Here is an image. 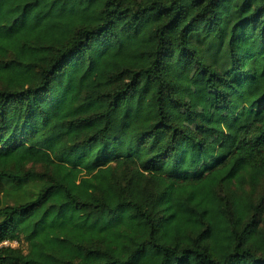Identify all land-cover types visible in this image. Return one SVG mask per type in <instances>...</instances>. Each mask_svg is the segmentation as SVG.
<instances>
[{"label":"trees","instance_id":"trees-1","mask_svg":"<svg viewBox=\"0 0 264 264\" xmlns=\"http://www.w3.org/2000/svg\"><path fill=\"white\" fill-rule=\"evenodd\" d=\"M4 240L0 264H264V0H0Z\"/></svg>","mask_w":264,"mask_h":264},{"label":"rangeland","instance_id":"rangeland-1","mask_svg":"<svg viewBox=\"0 0 264 264\" xmlns=\"http://www.w3.org/2000/svg\"><path fill=\"white\" fill-rule=\"evenodd\" d=\"M186 77L188 82L183 87L186 100L193 107L198 122L207 126L205 134L211 142L217 145H231L235 138L231 114L214 104V93L204 83V75L197 67H189L186 70ZM172 112L181 117L184 123L194 130L199 129L185 110L172 108Z\"/></svg>","mask_w":264,"mask_h":264},{"label":"built area","instance_id":"built-area-1","mask_svg":"<svg viewBox=\"0 0 264 264\" xmlns=\"http://www.w3.org/2000/svg\"><path fill=\"white\" fill-rule=\"evenodd\" d=\"M1 246H16V242L15 241L4 240V241L0 242V247Z\"/></svg>","mask_w":264,"mask_h":264}]
</instances>
